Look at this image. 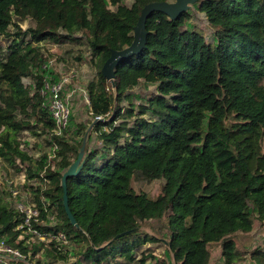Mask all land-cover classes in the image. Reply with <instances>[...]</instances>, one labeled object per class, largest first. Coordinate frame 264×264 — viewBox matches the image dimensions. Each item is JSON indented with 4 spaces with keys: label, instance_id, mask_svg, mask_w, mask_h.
<instances>
[{
    "label": "trees",
    "instance_id": "16d2710c",
    "mask_svg": "<svg viewBox=\"0 0 264 264\" xmlns=\"http://www.w3.org/2000/svg\"><path fill=\"white\" fill-rule=\"evenodd\" d=\"M152 1L165 0H0V37L11 41L0 59V157L11 166L17 158L28 163L29 179L43 181L45 172L47 188L30 187L39 206L44 194L55 207V225H34L44 233L63 232L67 240L17 241L24 214L0 193V236L27 255L26 263L56 264L67 258L62 248L73 244L79 262L107 264L123 253L129 264L141 253L145 264L144 245L162 237L176 264H208L210 245L217 243L225 264H235L244 257L234 236L251 232L255 218L264 221V0H199L198 10L213 29L210 40L191 26L190 9L176 20L152 12L146 47L120 62L114 87L101 68L112 49L131 44L141 10ZM28 19L35 25L22 30ZM82 31L97 58L96 77L86 89L90 123L101 116L92 131L102 144L89 149L88 143L81 173L67 180L77 228L63 205L61 178L88 123H75L78 142L69 133L57 138L55 169L47 166V154L35 159L22 150L19 138L32 130L51 144L54 120L34 73L46 60L35 45L72 40ZM30 77L35 83L26 84ZM141 80L158 84V95L147 104L130 98ZM125 98L127 109L120 105ZM136 175L160 179L161 192H137ZM41 218L49 220L43 209ZM153 222L160 223L157 233L141 230ZM133 228L138 230L115 238ZM41 250L44 256L33 261ZM251 259L264 264V251H253Z\"/></svg>",
    "mask_w": 264,
    "mask_h": 264
},
{
    "label": "rangeland",
    "instance_id": "374dc122",
    "mask_svg": "<svg viewBox=\"0 0 264 264\" xmlns=\"http://www.w3.org/2000/svg\"><path fill=\"white\" fill-rule=\"evenodd\" d=\"M133 1L134 0H119V3L130 5ZM198 5V3L192 4L189 10L192 16L191 26H197L198 29L205 34L207 39L210 40L213 37V29L206 23L204 14L198 10ZM116 6L117 5L110 4L112 9H115ZM30 25H35V22L32 19L22 22L21 28L22 30H26ZM12 29H14V27H12ZM85 34L86 33L82 31L76 35L77 38L72 40L64 39L59 43L43 41L35 45V47L41 51L43 58H45L46 61L36 68L34 73L39 75L43 81L44 79L50 81L51 83L63 81L61 96L68 102L71 109V115L72 117H75V120L72 118L71 125L69 120V126L64 135L66 136L69 133L72 138L74 137L76 142L79 141L80 137L73 133L75 123H88L87 129L91 124L90 121L92 120V114L89 110L86 87L87 84L96 77L97 72V68L95 66L97 58L92 54ZM10 42L11 41L9 39L0 37V59L5 56V54L7 55L10 52ZM26 82V84L35 83L32 77L27 78ZM262 84L264 85V79L262 80ZM52 85L53 84L50 86ZM33 93L34 92L31 94ZM47 93H49V89H47ZM129 93L130 98L135 102V104H147L149 97L158 95V84L148 83L145 80H141V82L131 89ZM44 96V100L46 101L47 94ZM120 105L126 109L129 108V99H123L120 102ZM20 117H22V115H20ZM144 117L151 120L150 114H146ZM30 120L32 123H35L34 117ZM39 132L40 130L38 133ZM91 134L92 139L90 141L88 140L87 145L90 142L89 149H94V146H99L102 143L97 133L91 131ZM46 136L47 135L44 134H35L32 130H24L19 138L20 146L29 150V153H31L35 159H39L43 155L47 154V166L50 165L53 169H55V160L58 155L53 159L50 158L48 153L50 151V144L48 143ZM102 154L103 156H108L107 152ZM85 155L87 156V152ZM16 167L18 166H10L7 161L0 157V193L4 196V200H7L8 202L14 201L15 205L20 200L26 202L27 199L33 200V198H35V194L32 192L30 187L31 185H33L35 189L39 185L42 187L39 180H32L28 178L25 168H21V166H19V168ZM161 183L162 181L160 179L148 180L142 176L139 177L136 175L133 180V187L137 192H147L150 196L155 197L161 192ZM25 184L28 186L25 187ZM11 188L17 189L20 192V196L15 198L11 193ZM254 223V229L251 232H238L234 236L237 242V249L244 257L235 264H258L251 259V256L252 252L257 249L264 251V221H260L258 218H255ZM47 224L53 225L55 224V220H49ZM158 227H160L159 222L147 223L143 226V228H141V230L154 234L157 233L156 229ZM141 237H143V235H141ZM163 239L164 238L161 237L160 241L157 243L149 242L144 245L145 255L147 256L145 264H155L156 262L160 263L164 260L168 264H176L172 254L167 249V243H165ZM73 248V244H71L69 248H63V250L67 249V251H65L68 253L67 258L65 260L57 261L56 264H93L92 262L83 263L77 261L76 256L72 253ZM44 253L45 252L41 250L40 253L33 258V261L44 256ZM210 253L211 258L208 264H225L224 260L221 258V244H211ZM141 255V253H138L136 259L129 262V264H140L139 259L142 257ZM115 261L120 262V264L128 263V259L123 253L118 254L115 260H111L107 264H115ZM28 263L29 260L27 263L23 264Z\"/></svg>",
    "mask_w": 264,
    "mask_h": 264
},
{
    "label": "built area",
    "instance_id": "2783aa9c",
    "mask_svg": "<svg viewBox=\"0 0 264 264\" xmlns=\"http://www.w3.org/2000/svg\"><path fill=\"white\" fill-rule=\"evenodd\" d=\"M43 81V80H42ZM40 87V94L43 97V105L46 106L49 110L50 115L54 120V126L50 132V158H55L57 156V151L59 149V142L57 138L64 136L67 128L69 126V120L71 115V109L66 100L61 96V90L63 88V81L58 83H51L48 80L43 81ZM53 84L52 86H50ZM47 89H49V93H47ZM47 94L46 101L44 100V95ZM89 101V99H88ZM96 118L101 119V116H97ZM98 119V120H99ZM22 150L29 152V150L20 146ZM34 157V156H33ZM51 159V160H52ZM50 160V161H51ZM19 164V165H18ZM11 166V165H10ZM14 166H18L16 168H25V171L28 173V169L30 165L28 163H23L19 158L16 159V164ZM13 166V167H14ZM28 175V174H27ZM41 190H45L50 182L47 176H45V172L41 173ZM28 186L25 184V187ZM18 188V187H14ZM33 192V190H32ZM11 193L15 198L20 196V192L17 189L11 188ZM42 205L39 206L35 198L33 200L27 199L26 202L20 200L16 203V210L19 211L20 214H24V219L17 225V229L21 230L20 235L17 238V241L22 239H28L31 243L37 241H45L46 243L51 242L56 239L58 242L63 241L67 242L66 236L63 232H59L58 234L52 233H44L41 232L34 223L44 224L49 220H56V209L44 194H41ZM41 209L44 212L48 213V221L41 218ZM55 225V224H53ZM51 225V226H53ZM63 249V248H62ZM27 255L24 254L19 248L14 247L7 243L6 239L0 236V264H23L26 263Z\"/></svg>",
    "mask_w": 264,
    "mask_h": 264
},
{
    "label": "water",
    "instance_id": "95a60500",
    "mask_svg": "<svg viewBox=\"0 0 264 264\" xmlns=\"http://www.w3.org/2000/svg\"><path fill=\"white\" fill-rule=\"evenodd\" d=\"M198 1L199 0H165L152 1L145 4L138 17L137 23L134 26L133 41L131 42V44L123 47L122 49H112L110 57L104 62L101 68V72L106 80L111 82V84L115 87L116 67L124 59L139 54L146 47L148 37L146 22L152 12L161 11L166 13L170 19L176 20L183 12L188 11L191 8L192 4L197 3ZM98 119L99 118H96L86 130L83 136L82 145L79 149L76 159L64 171L61 178V185L63 187V205L71 224L77 228H79L80 225L69 205L67 180L68 177L77 176L81 173L87 158V156L85 155L87 142L90 138L92 128ZM137 230L138 228H133L124 231L116 235L115 238L134 233Z\"/></svg>",
    "mask_w": 264,
    "mask_h": 264
}]
</instances>
